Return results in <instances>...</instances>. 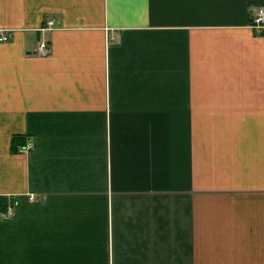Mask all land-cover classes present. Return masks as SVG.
<instances>
[{
    "label": "crops",
    "instance_id": "crops-1",
    "mask_svg": "<svg viewBox=\"0 0 264 264\" xmlns=\"http://www.w3.org/2000/svg\"><path fill=\"white\" fill-rule=\"evenodd\" d=\"M259 7L0 0V264H264Z\"/></svg>",
    "mask_w": 264,
    "mask_h": 264
},
{
    "label": "built area",
    "instance_id": "built-area-1",
    "mask_svg": "<svg viewBox=\"0 0 264 264\" xmlns=\"http://www.w3.org/2000/svg\"><path fill=\"white\" fill-rule=\"evenodd\" d=\"M252 24L256 27L263 26L264 25V8L259 7L256 10V14L253 17ZM55 25V22L53 20H48L46 22V27H53ZM9 39V35L3 34L0 35V41H6ZM47 43L45 41H42L38 44L36 51L40 55H44L48 53ZM32 147V144L30 141H28L26 144L18 145L17 150L18 151H28ZM13 216V212L11 210V207H7V211L5 213V218H11Z\"/></svg>",
    "mask_w": 264,
    "mask_h": 264
},
{
    "label": "trees",
    "instance_id": "trees-1",
    "mask_svg": "<svg viewBox=\"0 0 264 264\" xmlns=\"http://www.w3.org/2000/svg\"><path fill=\"white\" fill-rule=\"evenodd\" d=\"M22 139L23 138H21L20 135H15V137L13 138V144L16 145V147H17L18 144L19 145H23L24 142H23ZM16 147H15V149H17Z\"/></svg>",
    "mask_w": 264,
    "mask_h": 264
}]
</instances>
